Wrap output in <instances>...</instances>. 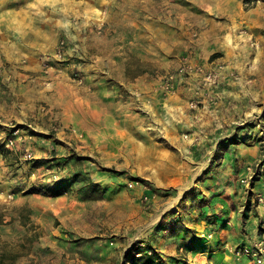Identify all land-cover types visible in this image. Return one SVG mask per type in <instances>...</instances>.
I'll return each instance as SVG.
<instances>
[{
	"label": "crops",
	"instance_id": "obj_1",
	"mask_svg": "<svg viewBox=\"0 0 264 264\" xmlns=\"http://www.w3.org/2000/svg\"><path fill=\"white\" fill-rule=\"evenodd\" d=\"M243 9V0H0V65L6 66L0 77V116L34 122L38 154L54 157L62 148L51 143L52 137L67 139L69 144L76 134L82 135L81 140L102 135L94 130L96 113L102 114L105 108L102 93L118 95L121 111L137 113V107L149 109L150 105L159 116L164 109L159 122H163L164 131L168 127L171 137H178L171 126L192 132L186 139L187 152L202 158L218 148L224 153L221 162L196 163L193 178L199 185L207 181L214 185L212 198L200 211L194 206L189 217L190 221L194 218L192 226L179 234L181 249L188 252L192 264H257L250 256L234 252L239 246L255 249L264 245V176L250 184L240 182L261 153L257 141L246 138L244 129L236 132L239 127L234 128L235 123L247 122L237 117L244 112L241 106L248 97L244 76L234 80L236 68L231 63L217 67L221 82L216 88L206 86L197 72L176 81L172 92L163 88V75L186 61L208 66L215 62L209 60L214 53L221 51L226 56L220 55L217 62H235L226 45L232 40L228 28ZM125 27L130 29L123 35ZM143 27L147 29H137ZM99 28L102 30L95 31ZM63 33L83 46L88 62H76L78 54L73 47L66 57L54 61ZM113 48L124 50L114 52ZM131 57L147 69L132 71ZM46 59H53L50 74L45 69ZM74 68L80 69L83 83L69 77ZM55 71H59L58 77ZM115 74L124 76L117 79ZM193 100L197 107L192 108ZM58 122L61 129L54 136L51 126ZM236 133V139L229 142ZM1 143L0 185L9 190ZM204 168L208 173L201 176ZM170 214L162 213L167 218ZM11 229L10 224H1L0 236Z\"/></svg>",
	"mask_w": 264,
	"mask_h": 264
},
{
	"label": "rangeland",
	"instance_id": "obj_2",
	"mask_svg": "<svg viewBox=\"0 0 264 264\" xmlns=\"http://www.w3.org/2000/svg\"><path fill=\"white\" fill-rule=\"evenodd\" d=\"M243 6L239 18L228 28L232 40L226 45L235 62H217L220 55L226 56L220 51L209 59L215 60L213 64L202 66L226 68L232 63L235 66L231 64V67L236 68L233 79L239 81L244 76L247 82L248 97L241 106L244 112L237 114L247 122L235 123L234 128L239 127L236 132L244 129L248 133L246 138H253L261 147L253 167L256 180L264 176V0H243ZM129 29L125 27L122 34ZM61 40L68 42L64 57L73 47L78 54L75 61L88 62L83 46L64 33L54 55ZM113 50L121 52L124 48ZM54 58L58 60L55 62L62 59L56 55ZM237 60L245 68L236 65ZM128 63L135 72L147 69L136 57L128 59ZM0 66L6 71L5 65ZM74 69L69 77L83 83L74 77L79 73L83 78L80 69ZM58 74L59 71H55V76ZM114 76L120 79L124 74ZM101 98L105 108L102 114L96 113L95 119L101 127L95 125L94 130L102 135L81 140L82 135L76 134L69 144L65 143L67 139L52 137L51 143L62 148L54 157L48 153L38 154L34 147L39 143L34 122L21 123L0 116L5 174L11 187L6 190L7 186L0 185V226L10 224L12 228L0 236L3 264L193 263L188 252L179 245L182 239L179 234L185 227L192 226L194 218L190 221L189 217L194 206L200 211L199 208L210 203L214 186L208 181L203 185L196 183V177L193 178L198 170L196 163L199 160L203 163L207 160L206 165L221 162L223 149L218 148L203 158L194 155L191 150L187 152L190 146L185 149L186 139L192 136L190 129L177 131L171 126L179 138L171 137L168 127L164 131L163 122H159L164 109L159 116L150 105L149 109L137 107V113L121 111L120 97L114 92L108 96L102 93ZM17 128L20 131L16 133ZM51 129L56 136L61 129L59 122ZM236 137L237 133L233 134L229 142ZM9 138L16 144L8 146ZM207 170L202 169L201 176L207 174ZM214 178L220 179L219 176ZM19 195L23 197L18 199ZM25 198L28 200L19 202ZM165 211L171 213L168 218L162 215ZM244 247H237L235 255ZM149 260L154 262L149 263Z\"/></svg>",
	"mask_w": 264,
	"mask_h": 264
},
{
	"label": "built area",
	"instance_id": "obj_3",
	"mask_svg": "<svg viewBox=\"0 0 264 264\" xmlns=\"http://www.w3.org/2000/svg\"><path fill=\"white\" fill-rule=\"evenodd\" d=\"M196 35V34H195ZM66 40H61L60 47L56 52V56L58 58H64L66 54V47H67ZM45 62V69L48 72L50 69L53 68V64L50 62L49 59L44 60ZM5 68L0 66V76L4 73ZM197 72L201 73L203 76V81L206 86L210 88H216L220 81V72L217 67H208L204 68L202 65H198L192 61H186L182 64L177 70L174 72H168L163 75V88L167 92H172L175 90V83L176 81L185 78L186 76ZM74 77L79 79L80 82H83V78L80 76L79 73H75ZM192 107H197V102L193 100L191 102ZM20 131L19 128L16 129V133ZM8 146L15 145V141L12 138L7 140ZM255 179V172L253 171L252 166L247 167V174L246 176L241 178V182L244 184H250L252 180ZM238 254L249 255L253 257L258 264H264V245L262 243L259 244L257 248H251L249 246H245L242 250L238 251Z\"/></svg>",
	"mask_w": 264,
	"mask_h": 264
},
{
	"label": "trees",
	"instance_id": "obj_4",
	"mask_svg": "<svg viewBox=\"0 0 264 264\" xmlns=\"http://www.w3.org/2000/svg\"><path fill=\"white\" fill-rule=\"evenodd\" d=\"M154 262L153 260H149V263Z\"/></svg>",
	"mask_w": 264,
	"mask_h": 264
}]
</instances>
